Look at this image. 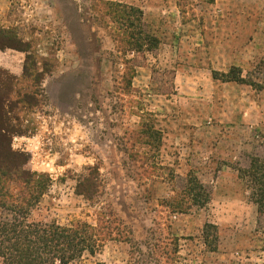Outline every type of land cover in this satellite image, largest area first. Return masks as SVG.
I'll use <instances>...</instances> for the list:
<instances>
[{
  "label": "rangeland",
  "instance_id": "1",
  "mask_svg": "<svg viewBox=\"0 0 264 264\" xmlns=\"http://www.w3.org/2000/svg\"><path fill=\"white\" fill-rule=\"evenodd\" d=\"M0 28L28 51L24 75L0 69L28 94L11 146L49 179L28 221L104 219L119 234L71 264H264L251 178L264 161V0H0ZM10 54L1 64L17 71ZM232 68L245 83L222 80ZM93 177L87 200L76 187Z\"/></svg>",
  "mask_w": 264,
  "mask_h": 264
},
{
  "label": "trees",
  "instance_id": "2",
  "mask_svg": "<svg viewBox=\"0 0 264 264\" xmlns=\"http://www.w3.org/2000/svg\"><path fill=\"white\" fill-rule=\"evenodd\" d=\"M128 10L131 11L130 8ZM134 13L141 15L136 11ZM127 16L126 14L123 17L126 21L124 25L130 28L133 25L132 22H127ZM128 32L125 34L126 43L140 48L142 39L135 38L130 31ZM148 42L155 43V40L148 37ZM22 43L24 42L12 30L0 28V51L8 49L26 55L28 51L21 47ZM25 57L22 75L26 72L24 67L28 56ZM216 75L212 72L213 78ZM220 77L225 83H245L239 70L235 68L230 69L227 74H221ZM10 81L0 82V211L3 213L0 220L1 262L2 264H71L81 260L84 255L94 257L106 241L115 235L119 236L114 232L116 229L104 219L99 220L95 225L76 221L68 226H60L55 222L28 221L31 211L47 190L49 179L43 174L25 170L28 158L24 153L12 149L13 137L23 134L14 124L17 119L11 117L12 106L25 102L28 94L20 96L19 93L12 92L13 86ZM12 95L16 97L14 102L8 100ZM93 178H83L76 187L77 193L87 200H92L97 195V178ZM251 178L257 186L252 199L259 213L264 214V161L253 165ZM195 190H198L197 184H193L190 191ZM192 199L194 205L198 206H203L206 202L205 196L199 193L193 194Z\"/></svg>",
  "mask_w": 264,
  "mask_h": 264
},
{
  "label": "crops",
  "instance_id": "3",
  "mask_svg": "<svg viewBox=\"0 0 264 264\" xmlns=\"http://www.w3.org/2000/svg\"><path fill=\"white\" fill-rule=\"evenodd\" d=\"M10 53H13L12 57L13 58H16L18 61L21 60L22 58V61H21V66L19 68V70L16 71V68L15 67H12L10 64L5 66V65H2V57H6V56H10L11 54ZM17 55V56H15ZM23 53L21 52H18V51H14V50H4V51H0V69H3V70H6L8 73H10L11 75H13L14 77H19L21 75V72H22V64H23Z\"/></svg>",
  "mask_w": 264,
  "mask_h": 264
}]
</instances>
